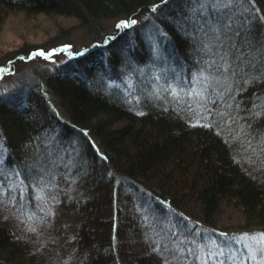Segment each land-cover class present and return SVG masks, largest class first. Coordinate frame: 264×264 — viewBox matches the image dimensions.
Wrapping results in <instances>:
<instances>
[{
  "label": "trees",
  "instance_id": "1",
  "mask_svg": "<svg viewBox=\"0 0 264 264\" xmlns=\"http://www.w3.org/2000/svg\"><path fill=\"white\" fill-rule=\"evenodd\" d=\"M234 3L214 11L194 0H0L1 28L37 29L42 17L66 38L63 28L119 23L102 42L65 47L66 70L37 69L55 52L44 46L0 64V178L18 174L26 201L0 195V264H44L46 247L28 232L37 218L48 247H72L62 264H176L161 239L168 230L203 236L229 210L264 233V169L244 160L218 113L202 122L186 98L164 95L170 80L188 88L197 73L221 78L220 89L231 78L248 130L264 133V0L244 11ZM18 62L36 69L17 73ZM125 74L126 94L108 84ZM7 78L18 85L4 95ZM15 207L24 216L11 217Z\"/></svg>",
  "mask_w": 264,
  "mask_h": 264
},
{
  "label": "rangeland",
  "instance_id": "2",
  "mask_svg": "<svg viewBox=\"0 0 264 264\" xmlns=\"http://www.w3.org/2000/svg\"><path fill=\"white\" fill-rule=\"evenodd\" d=\"M235 2L236 4H241V10H247V4H251V0H232L230 4L227 6H232V10H235ZM202 0H194V5L197 7H201ZM149 19V18H148ZM38 27L37 29H32L28 25L22 24H12L8 25L7 28L0 27V64L6 62L8 58H11L9 54H13L17 52L18 49L24 46H33L32 49L35 47L44 46V50H47L48 53L55 49V52L50 58L48 54L45 55L43 53L40 62V66L37 68L41 70L44 68L47 70L50 69L51 71H61V69L65 68L67 63L66 56L71 55L68 52V49L65 47L71 46L74 52L81 51L82 47L92 45V43L102 42L101 38L105 35H110L116 32V28L119 27V23L115 20L112 21H105L103 22L99 28H91V29H67L63 28L64 32H66V38L60 37L62 34L58 33L56 30L50 27L49 31V23L42 17L37 18ZM144 21H140L137 23L138 27H143ZM153 25V22H151ZM157 33V32H156ZM155 33V34H156ZM147 31V36H152ZM155 40L152 45V49L154 53L153 55L156 56L155 58L156 63L157 61L161 60V51L159 44L156 43L160 39V34L155 35ZM60 46V47H59ZM59 49L57 50V48ZM64 48V51L62 49ZM81 49V50H80ZM85 51V50H84ZM9 55V56H7ZM14 56V55H13ZM12 56V57H13ZM39 59L35 60L38 61ZM45 60V61H43ZM48 60L51 62L47 63ZM33 61V62H35ZM162 61V60H161ZM35 64L28 62V64L23 65L18 62L16 72H23L31 73L35 71ZM38 66V65H37ZM158 66V70H159ZM168 71L167 67L164 66V69L160 70L159 72L165 74L164 72ZM157 73V72H154ZM158 76V75H157ZM204 75L201 73H197L191 77L192 83L190 87H186L183 85L182 81H169V86L166 93L164 95H169L171 92L173 96L180 98H186L189 103H192V109L194 112L199 113L200 119L203 121L206 120V117H212L215 113H218L221 116V124L220 128L223 127L224 133H227L230 140L237 144L238 149L241 152L242 157L244 160H251L253 161L254 165L259 166L261 170L264 169V133L260 136L259 134H255L248 130V127L243 121L242 113L240 110V106L237 103L236 97L234 96L232 91V84L231 78L228 81L226 88L220 89L219 85L223 82L221 78H217L214 82H209L203 77ZM148 77V76H147ZM146 77V78H147ZM11 78H7L6 87L4 92L6 93L13 89L18 84H15ZM183 79V78H182ZM150 82H155V85L162 79L152 80L151 76L147 78ZM110 87L115 89H121L124 94L129 92L131 88V79L128 75H124L122 79L109 81ZM175 93V94H174ZM200 93V95H197ZM159 94V95H161ZM223 104L221 107L222 109L226 108L231 111L230 115H223L222 111H220L217 107ZM264 106V104H263ZM220 108V109H221ZM264 110V109H263ZM257 126L254 125V128ZM253 128V129H254ZM0 160L2 158L0 157ZM252 163V162H251ZM250 167V166H249ZM247 168L251 171H255L257 166ZM247 169V170H248ZM39 172V171H35ZM38 174V173H37ZM262 176L264 173L260 172ZM258 174V178H262V176ZM5 177L0 178V195L1 199L6 196L10 201L16 197V193L20 195V204L24 205L26 203L24 195H23V188H21V184L19 182L18 174H10V177L4 175ZM35 179V178H34ZM75 185H73V189H75ZM7 199V201H8ZM17 200V199H16ZM12 213H8L11 217H15V212L17 215L21 217L24 216L22 211L15 207V209H10ZM231 210L227 211L224 215L220 213L218 217L213 221L215 229L208 228L206 234L203 233V236L200 235V232L197 234H191L190 236H182L179 237L176 230H168L169 235L163 236L161 239L164 240L163 243L168 245V251L171 253H175L174 255V263L179 264L182 261L183 264H264V233H258L254 231L253 228L251 230L247 229L250 227L249 224L245 223L242 216L238 213L230 212ZM198 216V214H197ZM19 224L24 228L26 227L25 222L19 220L17 218ZM16 222V221H15ZM28 230L29 236L34 238L36 243L44 244L43 247L45 251L40 254L43 255V263L44 264H62L61 258L65 259L66 256L69 257V252L71 251L72 247L68 249H63L62 247H57L55 245H51L50 247L47 246L48 240V232L43 225H39L38 218L34 221L33 227H29ZM71 228H73L71 226ZM127 229V228H126ZM256 232V233H253ZM120 234V233H119ZM126 234L122 233L118 235V244ZM194 237V239H192ZM200 237H203L201 239ZM111 238V237H110ZM194 241V242H193ZM125 249V244L122 245L121 249ZM74 249V248H73ZM59 251V252H58Z\"/></svg>",
  "mask_w": 264,
  "mask_h": 264
},
{
  "label": "snow or ice",
  "instance_id": "3",
  "mask_svg": "<svg viewBox=\"0 0 264 264\" xmlns=\"http://www.w3.org/2000/svg\"><path fill=\"white\" fill-rule=\"evenodd\" d=\"M232 0H202L201 7L206 8L209 5L213 6V10H218V7L223 4L224 6H227L230 4ZM134 23V21H133ZM175 94V93H174ZM197 95H200V93H197Z\"/></svg>",
  "mask_w": 264,
  "mask_h": 264
}]
</instances>
